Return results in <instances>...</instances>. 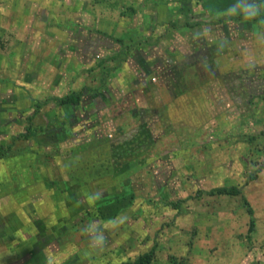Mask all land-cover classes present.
Returning <instances> with one entry per match:
<instances>
[{"label": "rangeland", "instance_id": "obj_1", "mask_svg": "<svg viewBox=\"0 0 264 264\" xmlns=\"http://www.w3.org/2000/svg\"><path fill=\"white\" fill-rule=\"evenodd\" d=\"M73 1L59 0V3L64 9H68V3L72 6ZM103 1L106 8L111 4L118 9H121L120 6H133L138 13H144L148 17L143 8L146 0ZM51 2L56 3L54 0H0V55L3 54L1 50L4 45L9 43L8 35H5L8 32L5 26H8L11 19L16 20V24L19 22L22 28L30 23L31 30L39 31L38 29L45 23L44 27L50 30L52 25L48 13ZM92 2L96 4L95 0ZM78 3L81 6L85 0H78ZM140 4L143 6L139 7ZM162 14H165L164 10L156 13L158 16ZM147 17L145 20L149 21ZM181 17L172 18L174 21H180ZM111 18L113 24L116 21L118 31H124L126 35L131 36L138 32L134 27L135 23L130 22L132 17H121L117 10L113 12ZM211 19L207 13L196 15L192 11L187 21H205L202 26L191 30L194 37L212 34ZM222 29L220 31L224 33ZM227 30L228 38L216 41L211 49L220 51V59L227 50L232 54L234 64L229 62L230 64L225 65L218 58L219 67L215 68L220 78L218 83L215 79L211 82L218 88L211 89L210 86L194 88L187 96L189 102L184 101L180 110H171L172 115L175 114L173 117L175 122L171 124L173 130H177L175 124L187 119L186 125L184 124L186 129L185 131L180 129V134L168 139L163 136L167 127L163 125L149 127L134 122L128 113L132 105L124 107L122 111L119 108L121 104L119 98L110 97L112 109L103 111L96 123L100 129L96 131H90L87 125L78 124L74 136H69L65 140L60 138L57 140L59 144L57 147L40 143L38 146L41 148H34L33 142H30L32 145L29 147L30 150L25 151L23 149L27 144L21 141L14 143L12 155L16 156L17 163L5 168L0 163V173L3 168L7 171L5 177L0 175L1 195L11 192L15 198L24 199L25 192L29 190L27 188L24 191L26 185L33 188L32 190L36 188L34 191L39 192L37 185L30 182L26 184L23 180L27 175L32 177L35 170L33 167L38 166L41 169L40 180L41 178L44 180L48 175L61 180L77 172L84 186L78 190L76 200L72 204L69 202L68 207L62 210L63 219L57 224L54 237L47 231L43 232L46 236L44 238L40 232L43 229L50 231L49 225L47 228H41L39 225L42 221L38 220L35 223L39 234L38 242L53 240L50 245L42 248L34 257L27 254L24 258L18 259L17 254L12 255V250L10 252V244H13L10 240L11 238L24 240V232H18L16 235V230L12 229L7 240L4 239V234L0 236V239L5 241L0 247V251L4 249L2 259L15 258L20 260L21 264H120L149 251L155 245L154 264H170L171 258L177 261L182 259L185 264H264V169L256 180L248 179L255 167H258L254 161L260 165L264 162V150L255 153L257 147L264 146L262 101L264 97L243 98V91L239 90L242 85L241 79L255 72L264 77V70L256 71L264 68V58L255 56L259 51L264 52V41L261 42V46L257 39L258 35L264 39V22L250 29H245L235 22L232 28L228 27ZM14 34H18V31ZM117 45L119 44L116 43L115 46ZM243 57L250 61L249 67L246 63L244 66ZM23 58L25 57L21 56L20 65L17 67L25 66ZM91 75L95 78L93 73ZM191 84L193 85V82ZM225 85L230 87L228 94H223L227 90ZM3 86L0 81V143L8 145L12 137H9V122L12 127L11 134L21 131L25 122L23 117L20 123L12 120L13 117H18V114H12L1 101L9 92ZM94 86L96 88V85ZM15 90L18 91L17 87ZM211 95L213 101H218L217 104L211 103ZM62 96L65 95L60 97ZM168 99L171 101L169 97ZM192 101H195V104ZM49 116L50 111L45 109L42 115L32 121L33 126L55 124L56 120ZM122 126L125 128L122 129ZM117 129L124 133L116 137ZM250 137H255L256 140L248 143ZM105 138L118 150L117 155L120 153L119 156L122 158H119V162L117 158L115 159L117 161L111 160L110 151L104 144ZM39 139L44 140L43 136ZM39 149L41 151L43 149V153ZM46 153L49 157H46L45 161L43 157ZM125 162L128 163L127 172L124 171L125 168L121 169ZM114 164H117V168L112 174L111 167ZM14 173L18 177L15 183L10 181V175ZM121 173H128L133 178L135 193L133 204L111 222H90L86 218L79 222L80 212L85 208L89 210L93 208V201L88 200L91 193L95 191L101 196L119 191L116 189L117 182L113 180L117 181V176ZM5 184H9L7 188ZM12 184L15 188H11ZM224 186L239 187L242 196L249 201L254 210L255 226L250 234V240L245 238L250 218L241 205L240 197L194 198L197 191H209ZM163 201L183 203L180 210L176 211L165 207ZM38 216L47 217L46 221L53 222L46 212ZM5 218L8 227L9 223L12 224L15 220L12 214H7ZM66 221L69 222L68 225ZM34 238L35 236L28 238L29 243L34 241ZM55 238L59 239L60 244H54ZM25 243L28 244L27 241L22 244ZM27 261L29 263H26Z\"/></svg>", "mask_w": 264, "mask_h": 264}, {"label": "crops", "instance_id": "obj_2", "mask_svg": "<svg viewBox=\"0 0 264 264\" xmlns=\"http://www.w3.org/2000/svg\"><path fill=\"white\" fill-rule=\"evenodd\" d=\"M54 1L56 3L53 4L51 2L50 12L48 13L50 24L52 25L50 30L44 27L45 23H43L44 25L42 28L38 29L39 31L31 30L32 25L30 23L22 28L19 22L16 24V20L13 21V19H11L8 26H5L8 30L5 35H8L7 39H9V43L4 45L3 50H1L3 54L0 55V81L4 85L3 88L9 90L7 95L9 97L6 96L8 99L5 98L1 101L12 114H18V117H13L12 120H16L17 123H20L23 117L25 124L23 125V129L18 133L24 131L26 127V119L29 117L31 111H33L31 107L33 101L42 102L46 100V97L47 99L54 97L60 98L61 95H68L70 93H83L84 98L81 101V106H70L62 110L53 102H50L40 110L33 119V122L43 114L45 109L50 111L49 117L51 119L54 118V121L56 120L53 125L37 124L35 127L33 126L34 129L38 130L37 140L40 143L41 140L39 137H44L47 132L51 133L53 129H58L57 127H59L62 120L64 123L61 127L64 129L66 137L69 138V136H74V132L78 128L77 125L72 123L71 116H76V118L81 121L78 124L87 125L89 129H93L94 131L100 129L99 126L94 127V125H97L98 118L102 116L103 111H106L108 108L112 109L113 103L110 97L111 99L112 97L119 98L121 102L119 108L121 110L126 106L132 105L128 113L131 114L130 117L134 122L149 125V127L163 125L165 128L167 127L163 136L168 137V139L172 138L180 134V129L185 131L187 119L185 118L184 122L180 121L177 125L175 124L177 130H173L171 124L175 122L173 118L175 114L172 115L173 113H171V110H180L184 101H189L187 100L188 95L175 97L177 83L172 73L168 70L172 67L175 69L179 66L178 62H180L182 58L192 55H195L198 61L195 63V58H193V60L191 59V63L193 64L187 66L193 67L189 72L192 75L194 73L196 74L197 67L217 68L219 67L220 61L225 65L230 64L229 62H234L232 54L227 50L224 52L221 51L226 54H223L220 59V51H213L211 49L216 41L228 38L227 36L229 33L227 29L228 27L232 28L234 22L226 21L222 24L215 25L213 22L216 21L217 18L216 16L210 15L212 17L210 23L212 26L210 32L212 34L210 36H199L197 38L194 37V33L191 31L193 28L190 30L172 29L166 26L169 19V12L171 11L170 9H176L178 7L177 2L180 0H146L145 6L140 4L139 7L143 6V8H145L148 17L144 13H138L133 6H120L121 9H118V7L116 8L115 5L111 4L106 8V4L104 5L103 0H95L96 4H94V2H92V4V0H85V3L81 6L78 5V0H74V5L72 4L71 6L70 3H68V5L66 4L68 9H64V6H60L59 0ZM191 6L196 15L203 14V11L198 9L195 2ZM123 8H125V10ZM129 8L135 11L134 14L126 13ZM117 10L121 17H132L130 22L135 23L134 27L138 30L137 33L131 36L126 35L124 31H118L116 29V21L113 24V22H111V17L113 12ZM162 10L165 11V14L160 16L156 15L157 12ZM191 14L192 10L189 12V15ZM145 17H147L149 21L147 19L145 20ZM214 17L216 19H213ZM20 29H22V31H19ZM220 29L224 30V33L220 31ZM15 31H18V34L15 35ZM116 38L123 39L124 44L128 46L140 41L141 44L139 46L135 45L131 48L130 52L125 51L127 55L126 60L121 63L118 69L109 73L101 90L106 98L104 101L102 99L99 100L96 109L91 103L96 102V100L98 101L99 98L94 99L91 90L95 88L94 85L97 86L99 84V79L103 71H105L103 68L113 67L114 63L111 61H106L103 66L100 64L103 60L105 61L110 57L113 51L120 48L119 45L115 46L116 43L114 39ZM257 39L262 46L261 42L264 41V39L261 35H258ZM208 41L210 42L209 44ZM204 53H206V58L209 61L203 62ZM257 55H259L260 58H264L263 51H259V54L257 52L255 56ZM21 56L25 57L23 58L25 66L17 67L20 65L19 60ZM242 61L244 66L246 63L249 67L250 61H247L244 57ZM262 70H264V68H259L256 71L262 72ZM92 73L95 78H92ZM219 78L220 77H210L206 83L198 86V88H203V86H210L211 89L218 88L217 85H213L211 82L215 79L217 80L216 83H218ZM92 79H94V82H92ZM191 83L192 82H190V84ZM193 85H195V83H193ZM225 86L227 90L223 94H228L230 87L228 85ZM15 87H17L18 91L15 90ZM231 87H233V85ZM243 87L252 90L257 89L256 86H251V88L250 86L246 87L244 85ZM214 92H211V94ZM249 92L250 91H248V93ZM243 94L245 95L244 91ZM260 94L261 96L263 95V93L259 92L258 95ZM16 96L18 97L17 99ZM212 96L213 95H211L210 99H213ZM212 99L211 103L217 104L218 101H213ZM193 103L195 104V101ZM63 111H66L69 115L65 116ZM86 114H88V117ZM84 117H87L86 121L82 120ZM9 124V137H11L17 133L11 134L10 130L12 127L10 122ZM43 128L46 129L45 134L41 132ZM124 128L125 127L122 126V129ZM19 141L27 144V147L23 149L25 151L30 150V142H33L34 148H41L38 146L40 143H38L36 139ZM39 151L42 152L44 150L42 149L41 151V149H39ZM16 160V156L10 155V157L0 159V163L1 166L5 168L8 165L9 167L12 166L13 163L16 164ZM4 168L0 173L3 177H5L7 173ZM33 168L35 169L33 171L34 175L32 174V177L27 175L23 180L26 184L30 182L33 183L32 185H37L39 192L34 191L36 188L32 190L33 188L26 185L24 188L25 190H23L26 191L27 188L31 190L25 192L24 199L15 198L14 195H11V192L0 194V236L4 234V239L7 240L8 234L12 229L16 230V235L19 234L18 232H24V240H21L22 242L17 238H11L10 240V243L13 242V244H10V252L12 250V255L17 254L16 258L18 259H20V257L24 258V255L29 254L33 246H37L41 251L42 248L45 249V247L41 246L44 242L41 240V242H38L39 234H37L38 228L35 223L38 220L42 221L39 225L41 228L49 225L50 231L48 229H43L40 233L48 231L52 234L51 236H53V233L57 230V224H59L60 219H63L61 217L63 216L62 210L68 207L69 202L71 204L73 203V200H70L69 189L66 190L62 187V183L66 184V188L69 187V184H71V177L57 180L55 177L49 175L50 178H47L49 177L47 176L44 180H42V178L40 180V166ZM25 170H27V168ZM16 177L15 173L12 176L10 175V181L15 183L16 180H18V177L17 179ZM53 182H58L62 190L60 191L58 187H51L50 184ZM5 185L7 188L9 184ZM11 188H15V186L12 184ZM45 212L49 215V218L53 220L52 223L48 222V220L46 221L47 217L38 216L39 214L44 215ZM7 214H12L15 219L12 224L9 223V227L6 225L7 220L5 217H7ZM36 215L39 219H37ZM10 226H12V228ZM44 235L45 233H43V237L45 238ZM33 236H35L34 241L29 243L28 238L30 239ZM39 239H41V237H39ZM24 241H27L28 244L25 243L23 245L22 243ZM52 241L53 240L47 245H50ZM4 242L0 239V247L4 245ZM54 242L55 245L59 244L58 240ZM31 244H33L32 247ZM3 250L1 249L0 251V264H21V261L15 258L12 260L2 259L4 255ZM28 261L26 263H29Z\"/></svg>", "mask_w": 264, "mask_h": 264}, {"label": "trees", "instance_id": "obj_3", "mask_svg": "<svg viewBox=\"0 0 264 264\" xmlns=\"http://www.w3.org/2000/svg\"><path fill=\"white\" fill-rule=\"evenodd\" d=\"M194 2L204 13L217 17L216 21L213 22L215 23V25L222 24L226 21H232L234 23L236 22L238 24H241L242 26H244L245 29H250L253 26L258 25L259 23L264 22V0H180L179 2H177L178 7L169 12V19L166 23V26L171 27L172 29H186V30H190L192 28L202 26L205 22H202V21L200 22L199 20L187 21V18L191 16L189 15V12H191V10L193 11V8L191 5ZM127 10H128L126 11L127 14H134L135 12L131 8ZM253 10H256L257 14L255 15V17L250 18L248 13L252 12ZM174 16H178V17L182 16V17L180 21H177V20L174 21L173 19H171ZM114 42L118 43L120 45V48L118 50L113 51L111 56L108 57L105 61L103 60L100 64L103 66V64L106 61H111L114 63L113 67L109 68L107 66L108 68H103L105 69V71H103L99 79V84L96 86V88L91 90L93 93L92 95L93 98L94 99L99 98L98 101L96 100V102L91 103L96 109H97V103L99 102V100L102 99L104 101V99L106 98L105 95L101 92V90L104 86L105 80L108 77L109 73L111 71L118 69V67L121 66V63L124 60H126L127 55L125 51L130 52L131 48H133L135 45L139 46L141 44V41H140V42H136L135 44L133 43L128 46L124 44L123 39H119V38L114 39ZM206 57L207 55L206 53H204L203 62L209 61ZM193 58H195V55L188 56V57L185 56L184 58L181 59L180 62H178V65L180 67L178 66L175 69L172 67L168 70L170 73H172V76L173 78H175V81L177 83L175 97H180L183 95L190 94L191 92L194 91V88H198V86L206 83L210 77H213V78L220 77L215 67H197L196 74L195 73L193 75L190 74L189 72L191 68L193 67H187V66H190L191 64H193L191 63V59L193 60ZM194 61L195 63L198 62L196 58ZM241 80H242L241 84H244L246 87L248 86L257 87V89L255 90L248 89L246 91L243 88L244 85H241L239 87V90L246 91L245 92L246 96L244 97L243 95V98L250 97V98L255 99L259 97L260 98L264 97V92H262L264 88V77L263 76H260L255 72L249 77L247 76ZM190 82L195 83V85L190 84ZM260 89L262 91H260ZM248 91L250 92L247 94ZM259 92L263 93V95L262 96L261 94L258 95ZM83 98H84L83 93L80 92L76 94L70 93L60 98H57V97L48 98L42 102L33 101V104L31 106L33 108V111H31L29 117L26 119V127L24 131H22L21 133H17L16 135H12L10 139L11 143L8 145L0 143V159L10 157V155L12 156L13 145L15 142L19 140L28 141V140L36 139V141H38L37 140L38 130L33 128L32 121L44 106H46L50 102H53L57 107L64 110L70 106H79V105L81 106V103H82L81 101L83 100ZM262 101H264V99H262ZM63 112L65 113V116L69 115L68 113H66V111H63ZM86 116L88 117V114H86ZM87 117H84L82 120L86 121ZM71 118H72V123H74L75 125H78V123L80 122V119L76 118V116H71ZM63 123L64 122L62 120L59 127H57L58 129H53V131H51L52 134L48 132L46 133L45 132L46 129L44 128L41 129V132L43 134L46 133L45 136L43 137L44 140L43 141L41 140V143L57 147L59 145L57 143V140H60V138H64L65 140L67 138L66 133H64V129L63 127H61ZM96 126L97 125H94V127ZM92 130L93 129H91L90 131ZM119 130L120 129H117V132L115 134L116 137H118L119 134L124 133V131H119ZM255 140H256L255 137H250L248 143H253ZM38 143L40 142L38 141ZM104 144H106V147L110 151L111 160H114V161L118 160L119 162V158H122V157L119 156L120 153L119 155H117L118 150L114 146H112L113 143L110 140L105 138ZM260 150L263 151L264 146L257 147L255 149V153L259 152ZM121 155H124V154H121ZM46 157H49L48 153H46L43 157L45 161L47 160ZM116 158L117 160H115ZM254 163L258 167H255L254 172L248 176L249 181L256 180L258 174H260V172L264 169V162L262 165L258 164L257 161H254ZM117 164L112 165L111 167L112 174H114L115 168H117ZM127 164L128 163L125 162L124 165L121 167V169L125 168L124 171H126L128 167ZM70 180H71V184H69L68 188L65 187L66 186L65 183H62V187L66 190L69 189L70 200L74 201L76 200L75 197L77 196L78 190H80V188H83L84 185L82 182V178L80 177V174L77 172L73 173V176H71ZM113 181L117 182L116 189L119 191L116 193H112V194H108V193L102 194L99 199L92 202L93 204L92 209L89 210L88 208H85L83 211L80 212L81 218L78 220L79 222H82L85 218L90 222L91 221L111 222L133 204L135 200L133 178L130 175H128V173H121L117 176V181L115 180ZM50 185L51 187H58L60 191L62 190L58 182H53ZM95 193H96L95 191L91 193V196H94ZM203 196L240 197L241 205L245 209L246 214L250 218L247 235L245 237L246 239L250 240V234L254 231V226H255L254 210L252 206L250 205L249 201L244 196H242V191L239 187L224 186V187L212 188L209 191L200 190L196 192V195L194 198L200 199ZM163 203L165 207L167 206L173 210L179 211L183 201H176V202L163 201ZM67 223L69 222L66 221V225H68ZM55 240H59V239L55 238ZM48 243L49 242H45L42 246L46 247L48 246L47 245ZM40 252L41 250L37 246H33L29 254L34 257ZM170 261H171L170 264H185L184 260L182 259L177 261L175 258H171ZM154 263H155V245L149 251L143 252L137 255L135 258L123 261L120 264H154Z\"/></svg>", "mask_w": 264, "mask_h": 264}, {"label": "clouds", "instance_id": "obj_4", "mask_svg": "<svg viewBox=\"0 0 264 264\" xmlns=\"http://www.w3.org/2000/svg\"><path fill=\"white\" fill-rule=\"evenodd\" d=\"M257 14L256 10H253L252 12L248 13L249 17H255V15ZM100 198V193H95L94 196H89L88 200L90 201H95L97 199Z\"/></svg>", "mask_w": 264, "mask_h": 264}]
</instances>
